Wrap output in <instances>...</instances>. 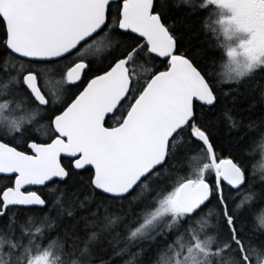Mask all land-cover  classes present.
I'll use <instances>...</instances> for the list:
<instances>
[{"label": "snow or ice", "instance_id": "6c2138e0", "mask_svg": "<svg viewBox=\"0 0 264 264\" xmlns=\"http://www.w3.org/2000/svg\"><path fill=\"white\" fill-rule=\"evenodd\" d=\"M257 140L264 0H0V264H264Z\"/></svg>", "mask_w": 264, "mask_h": 264}, {"label": "trees", "instance_id": "16d2710c", "mask_svg": "<svg viewBox=\"0 0 264 264\" xmlns=\"http://www.w3.org/2000/svg\"><path fill=\"white\" fill-rule=\"evenodd\" d=\"M217 19V17H213V20ZM197 39L199 40H206V37L204 34H201ZM212 40L215 43V47H213L211 49L212 53L214 54L215 58H216V62H217V71L219 74L223 75V68L224 65L226 63V45L223 42L222 36L220 35L219 39H216V37H212ZM195 42V41H194ZM148 67H150V65H147ZM260 76L258 74L257 79H259ZM231 85L229 84H225V88L229 87ZM260 142L259 140H257L255 143L246 146L245 148V158H246V162L248 164V166L250 168H252V171L254 174L256 171L258 170H262L263 169V173H264V166L262 167L263 164V156H264V152H260L259 149L260 147L257 145V143ZM249 168V169H250ZM251 173V172H250Z\"/></svg>", "mask_w": 264, "mask_h": 264}, {"label": "rangeland", "instance_id": "374dc122", "mask_svg": "<svg viewBox=\"0 0 264 264\" xmlns=\"http://www.w3.org/2000/svg\"><path fill=\"white\" fill-rule=\"evenodd\" d=\"M225 14H227V13H225ZM220 35L222 36V39H223V42H224L225 45L231 44L233 47L237 46L241 42V40H246V39L249 38V34L248 33H244V32H236L234 34L230 33V39H228V40H225V38L223 37L222 33ZM227 61H228V58H226V63H227ZM244 63H245V60H244L243 57H237L236 58V63L234 65H232V67L235 68L238 65L239 68L242 69ZM224 71H225V68H223V73H224ZM263 166H264V156H263Z\"/></svg>", "mask_w": 264, "mask_h": 264}, {"label": "bare ground", "instance_id": "6f19581e", "mask_svg": "<svg viewBox=\"0 0 264 264\" xmlns=\"http://www.w3.org/2000/svg\"><path fill=\"white\" fill-rule=\"evenodd\" d=\"M257 145L260 147L259 151H260L261 153L264 152V150H263L264 148L261 147L260 142H258ZM262 166H263V164H262ZM249 168H250V167H249ZM249 170H250L251 173H253L252 168H250ZM262 174H264V173H263V169H262V170H258V171H256V172L254 173V175H256L257 177H259V176L262 175ZM238 202H239V201H238Z\"/></svg>", "mask_w": 264, "mask_h": 264}]
</instances>
